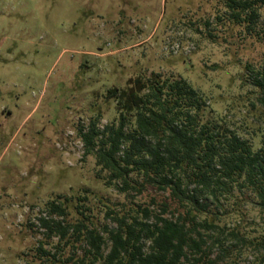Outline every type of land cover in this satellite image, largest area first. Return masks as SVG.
Listing matches in <instances>:
<instances>
[{
	"label": "rangeland",
	"instance_id": "374dc122",
	"mask_svg": "<svg viewBox=\"0 0 264 264\" xmlns=\"http://www.w3.org/2000/svg\"><path fill=\"white\" fill-rule=\"evenodd\" d=\"M224 12L223 0H0V264L82 257V245L65 240L57 249L41 219L76 223L78 199L88 196L101 225L100 198L127 202L105 185L79 136L95 120L102 129L118 118L109 90L140 75L180 76L215 116L244 126L258 95L242 78L247 63L264 65V43L218 22ZM153 197L165 196L149 190L136 201L148 206ZM50 202L66 205V215L51 213ZM244 207L245 219L232 215L227 229L247 240L229 239L219 264H264V212ZM41 242L57 259L40 256Z\"/></svg>",
	"mask_w": 264,
	"mask_h": 264
},
{
	"label": "trees",
	"instance_id": "16d2710c",
	"mask_svg": "<svg viewBox=\"0 0 264 264\" xmlns=\"http://www.w3.org/2000/svg\"><path fill=\"white\" fill-rule=\"evenodd\" d=\"M223 7L218 22L264 43V0H223ZM242 80L258 96L240 127L229 115L215 116L208 98L180 76L140 75L125 89L109 90L118 118L102 129L95 120L79 136L98 175L107 173L105 185L127 202L100 198L108 222L101 225L88 196L78 199L76 223L41 219L45 236L59 238L57 249L65 240L82 245V257L74 253L62 264H219L229 239L246 242L239 229L228 231L227 221L234 214L244 220L247 204L264 212V65L247 63ZM149 190L165 197L148 206L136 201ZM48 205L66 215V205ZM38 251L57 259L43 242Z\"/></svg>",
	"mask_w": 264,
	"mask_h": 264
}]
</instances>
